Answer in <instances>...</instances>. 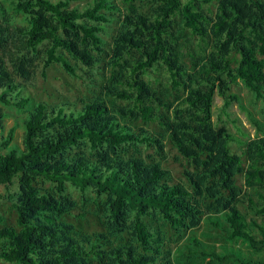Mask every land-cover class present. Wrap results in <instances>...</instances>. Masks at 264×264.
I'll return each mask as SVG.
<instances>
[{
    "label": "trees",
    "instance_id": "obj_1",
    "mask_svg": "<svg viewBox=\"0 0 264 264\" xmlns=\"http://www.w3.org/2000/svg\"><path fill=\"white\" fill-rule=\"evenodd\" d=\"M17 13L27 17L29 25L12 26L0 4V104L25 109L30 100L22 97L23 87L13 75L28 80L34 59L45 47L43 73L52 64L78 76L84 68L101 76L98 95L79 109L66 106L49 108L37 104L25 120L22 151L0 153V184L7 190L19 184V192L9 193L17 213V225L0 228V261L12 264H156L165 253L160 224L175 233L200 226L205 212L203 189L193 173L185 172L189 187L170 182V173L159 162L146 163L137 152L142 145L164 151L163 139L146 131L136 132L124 121L156 123L166 129L178 154L195 169L212 166L218 149V134L213 126L214 97L218 93L225 108L240 97L231 94L238 81L257 100L264 99V0H145L155 4L151 15L140 13L134 2L126 0L130 13L122 19L125 31L110 46L109 60L103 67L100 56L107 43L102 34L118 7L110 0H95L85 9L71 7L81 0H15ZM216 2L214 16L204 10ZM181 28L176 30V19ZM184 32V44L176 33ZM193 39L211 46V52L190 75L180 59V46L189 48ZM74 62V63H73ZM6 65H11V72ZM165 71L173 92H184L174 104L170 89L156 86L162 78H150ZM82 72V71H81ZM15 92V95L11 93ZM125 102L117 106L115 102ZM172 110L174 119L163 111ZM5 113L0 105V126ZM258 131L261 130L256 122ZM226 145L243 144L233 134L224 133ZM14 140L11 129L0 139L5 151ZM247 144L250 169L247 183L263 187L258 200L249 198L250 209L264 216V139ZM87 148L72 154L75 149ZM131 150L133 153H131ZM219 169L242 164V156L231 151ZM231 177L230 174H228ZM38 180L53 185L58 195L36 186ZM68 184L83 194L95 193L102 203L104 231L78 240L74 228L61 219L78 207L66 194ZM4 196L0 195V200ZM99 200V202H98ZM101 210V209H100ZM86 214L79 213V217ZM212 221V220H211ZM3 218L0 216V223ZM231 240H243L255 250L243 264H264V226L249 221L232 206L225 213ZM215 228L224 224L212 221ZM224 229V228H223ZM129 234L125 244L114 245L110 238ZM261 234V238L256 236ZM193 242L200 246L198 240ZM168 255L170 252H167ZM204 254V252H202ZM221 263L240 259L233 254L218 256Z\"/></svg>",
    "mask_w": 264,
    "mask_h": 264
},
{
    "label": "rangeland",
    "instance_id": "obj_2",
    "mask_svg": "<svg viewBox=\"0 0 264 264\" xmlns=\"http://www.w3.org/2000/svg\"><path fill=\"white\" fill-rule=\"evenodd\" d=\"M57 2L59 0H52ZM111 3L118 7L116 12H105L108 16H112L113 20L110 24L105 25V31L102 34L104 41L107 43L103 49L104 54L100 56L103 65L102 68L107 66L109 60L110 46L114 39L125 31L122 23V19L125 15L130 13L129 6L126 0H110ZM95 0H81L71 4V7H77L79 9H85L88 6L93 5ZM0 4L8 17V23L12 26L25 27L29 25V21L23 14L17 13L15 10V0H0ZM140 13L145 15H151L156 9L155 4H149L145 0H137L134 2ZM204 10L210 12L212 16L217 12L216 2L205 5ZM2 15H0V21H2ZM176 30L181 28V17L176 19ZM176 36L181 44L185 43L187 39L184 36V32L181 30L176 33ZM189 48L194 53L190 58L185 52L186 47L180 46V59L183 64L186 65L190 75H194L197 68H194L192 63H196L200 66L206 58H208L211 52V46L205 43H200L197 39H193ZM45 47L40 48V54L34 59L32 67V75L28 80L19 78L13 75V80L23 87L22 97L30 100L29 105L25 109H18L14 106H8L3 103L2 106L5 118L0 126V139L6 137L8 132L14 130V140L9 148L5 151L0 150V153H8L12 150L22 151L24 148V135H25V120L28 117L30 111L39 104L45 103L49 108L66 106L69 109L79 110L85 103L98 95L100 90L101 76L98 72L91 71L84 68L82 64H76L80 69L79 75L74 76L68 73L61 64H52L46 70V77L43 73V61ZM0 53L3 51L0 48ZM74 63V62H73ZM204 64V63H203ZM11 71L13 68L11 65H6ZM82 71V72H81ZM150 78H162L160 84L154 82L156 86H164L161 89L169 88V79L167 78L165 71L154 76L150 75ZM101 79V80H100ZM98 85V86H97ZM172 96L171 101L174 104L179 103V98L183 97L184 92H173L169 90ZM1 92V89H0ZM231 94H235L240 97L239 102H233L229 107L225 108V101L216 93L213 104V126L218 134V149L214 157V161L211 167L208 169H195L188 166L187 162L181 158L177 150L171 144L169 134L166 129L160 127L156 123L145 124L141 120L139 121H124V124L130 125L136 132H142L143 130L154 136H159L163 139L164 151H160L156 146L142 145L139 147L137 155L146 163L151 164L159 162L163 168L170 173V182L173 184L184 183L189 187L188 178L185 172L193 173V179L200 184L203 189L202 207L205 212L203 220L199 227L191 230H186L182 233H175L167 224H160L162 230V238L165 240V253L163 258L156 264H243L251 258L252 253L255 252L250 247L249 243L243 240H231L228 236L230 229L225 223V213L232 206H237L238 209L247 217L249 221L256 220L259 224L264 226V216L256 215L249 207L248 199H257L256 191L260 190L263 186L254 181L252 185L247 183V171L250 169L248 162V156L246 154L248 142L254 139H264V99L257 100L253 93H251L245 86L239 81L231 85ZM15 95V92L11 93ZM117 106L126 105L125 102H115ZM167 116L174 119V113L172 110L169 112L163 111ZM256 122L260 123L261 130L258 131ZM229 132L236 138L241 140L243 144L232 143L229 147L226 145V138L224 133ZM231 151L237 155L242 156V164L238 167L237 164L232 167L226 168V172L219 169V163L226 161V154ZM84 152L88 157L90 151L87 148L75 149L71 153ZM131 153L133 151L131 150ZM231 175V177L228 176ZM37 188L50 192L51 194L58 195L53 185L38 180L36 183ZM15 191L19 192V184H15L6 189L4 185L0 184V195L4 196L0 200V216L3 218V222L0 223V228L15 226L17 228V213L13 207L12 201L8 197L9 193ZM66 194L76 202L77 211L70 215L64 216L61 221L73 226V236L78 240H82L87 236L103 232L104 226V212L102 210V203H105V198L100 201V206L95 202V193L93 191H87L83 196L82 192L71 184H68ZM99 202V200H98ZM101 209V210H100ZM79 213L86 214L85 217H79ZM218 220L224 227L215 228L212 225V221ZM224 228V229H223ZM256 236L261 238V234L257 233ZM193 239L198 240L200 246H197L193 242ZM111 243L116 245L125 244L130 240V235L125 233L123 235L110 238ZM167 252H170L168 255ZM204 252V254H202ZM258 253H264V248ZM224 256L227 254H233L240 259H229L224 263H221L218 258L214 256ZM93 264H98L97 260L91 261ZM0 264H12L4 261H0Z\"/></svg>",
    "mask_w": 264,
    "mask_h": 264
}]
</instances>
